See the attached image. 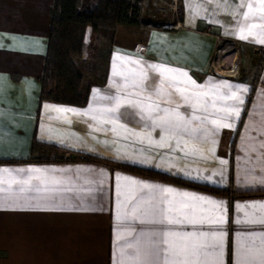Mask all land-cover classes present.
Returning <instances> with one entry per match:
<instances>
[{"label":"crops","instance_id":"1","mask_svg":"<svg viewBox=\"0 0 264 264\" xmlns=\"http://www.w3.org/2000/svg\"><path fill=\"white\" fill-rule=\"evenodd\" d=\"M53 1L0 0V169L10 170L0 172V180L32 175L31 183L40 189L21 193L12 185L13 192L0 194V264H120L121 249L131 253L133 249L125 245L146 246L147 234L154 230L220 232L222 264H235L237 249L259 245V234L264 233V224L248 222L264 215V209L248 207L264 204V60L256 49L264 47L259 42L264 34L257 28L253 30L256 35L246 30L243 34L248 38H240L242 28L260 23L251 16L244 18L248 8L240 5L248 0H172L175 18L171 24L117 25L106 81L90 88L82 106L41 98ZM145 2L141 1V11ZM252 2L256 12L259 5ZM215 35L241 42L243 75L239 80L206 73ZM153 64L176 70L168 75L177 79L166 80L159 95L161 76ZM141 72L146 74L142 90L130 86ZM181 72L187 76H180ZM189 78L199 87L182 83ZM225 83L231 87L218 91L212 87ZM176 87L187 89L189 96L207 92V111L193 110ZM232 92L238 99L219 98ZM117 95L122 100L142 101V105L122 103L117 112L106 111L115 106L106 97ZM149 96L150 101L144 99ZM148 104L158 107L149 112ZM223 108L233 110L226 119L219 111ZM175 112L184 117L187 130L163 121L164 117L174 121ZM213 120L231 127L217 128ZM34 141L39 145L33 148ZM53 150L68 155L54 157ZM79 155L86 158L79 159ZM121 165L226 192L210 193ZM32 168L45 171H17ZM37 176L48 182L42 184ZM124 177L221 202L213 218L222 214L224 223H141L133 217V204L139 203L140 212H145L155 202L150 197L158 198L160 192L140 191L139 185ZM133 195L136 199L130 200ZM164 195L169 200L183 199ZM187 203L197 204L199 216L208 215V204ZM173 207L192 211L180 203Z\"/></svg>","mask_w":264,"mask_h":264},{"label":"snow or ice","instance_id":"2","mask_svg":"<svg viewBox=\"0 0 264 264\" xmlns=\"http://www.w3.org/2000/svg\"><path fill=\"white\" fill-rule=\"evenodd\" d=\"M256 4L259 7L256 9V12H253L254 4L252 0H248L247 4H241V7L246 6L248 8V12H245L244 18L247 20L250 16L253 19H258L260 21L259 24H249L246 28L241 29V39H247L248 36L243 33L247 30L249 35H256L253 31L254 29L259 28L264 34V0H255ZM258 13V15H257ZM261 43H264V39H260ZM119 59V57H118ZM151 67L160 73L161 81L160 86L156 89V94L159 95L163 91V85L166 80H176L177 77L175 75L169 76L170 73H175L176 70L172 68L165 67L163 65L153 64ZM130 76H135L136 74L129 73ZM180 76H187V73L181 72ZM140 79H133L131 82V87L138 88L142 90L143 80L146 79V74L141 72L139 74ZM129 77H125L126 86H128ZM182 83L190 84L192 88L199 87L196 85V82L191 80L190 78L187 81H182ZM217 91L220 88H230L231 86L227 83L225 84H217L213 85ZM176 91L181 94L183 99L186 102H189V106L195 110L197 107L203 108L204 111H207V100L204 99L208 95L207 92H193L191 96L187 95V89L176 87ZM130 95H139V93H132ZM107 99H111L115 101V106L107 109L106 111L117 112L121 107L122 103H126L133 107H138L142 105V101H133L122 100V98L117 95L115 97H106ZM220 99H238L235 92H232L228 97H219ZM146 100H151V97H145ZM213 107H215V103L213 102ZM52 107V106H46ZM148 111L154 110L156 105L148 104ZM58 112H66V111H74L72 109H56ZM165 113H168V109L163 110ZM219 111L225 113L224 119L227 118L228 114H231L233 111L229 108H223ZM238 114V111H237ZM174 121H169L167 117L162 118L165 123H170L173 128L187 130L182 123L184 121V117L180 115V113L175 112ZM207 118L205 117V120ZM217 128L220 127H231V125L223 124L219 120L211 121ZM223 163V161H222ZM9 169H0V172L8 173ZM18 172H27V173H43L45 170L32 168V169H18ZM34 179L32 175H28L23 179L13 178L9 181L0 180V194L11 193L13 192L12 185L18 186V191L30 192L33 190L39 191V187L37 185H33L31 182ZM35 179L41 181V183H47V178L43 176H37ZM119 179V177H118ZM123 179L128 180L132 185H139L140 191L144 189L154 190L158 189L160 192L159 197H150L151 200L155 202L151 204L149 210L145 212H140L139 203L133 204L132 213L135 219H140L141 223H150V224H159V225H202L205 223L208 224H222L224 223L223 215H219L218 218H213L215 214L221 210L222 205L221 202H217L211 200L207 197L203 196H195L193 194L187 192H176L172 188H159V186L150 185L147 183L139 182L136 180H131L128 177H124ZM53 183L56 181L53 180ZM7 184V187H3L2 185ZM171 194L174 198L181 197L183 198L181 201L169 200L165 197L164 194ZM130 200L136 199L135 195L129 197ZM143 196L139 197V200H143ZM187 201L192 202H202L208 204L210 207L206 210L208 215L199 216L197 214L198 206L196 203L188 204ZM174 203H180L183 207H189L192 209L190 212H183L173 207ZM166 204V207H162L161 205ZM238 208L245 207L244 205H237ZM248 207L264 209V204L261 205H250ZM176 212L177 214H173ZM139 213V215H137ZM151 217L148 219L147 217ZM183 216V218H179ZM239 222V221H238ZM250 223L264 224V215H261L259 218L248 221ZM149 236L148 243L144 247L133 246L132 244L125 245L126 248H132L131 253H125L124 249H121L122 259L120 264H222L221 256L223 251V234L220 232L212 231H173V230H154L147 234ZM154 238V239H153ZM252 239V237H249ZM259 245L255 243L250 244L246 249H237L235 264H264V233L259 234ZM115 264V262H114Z\"/></svg>","mask_w":264,"mask_h":264},{"label":"trees","instance_id":"3","mask_svg":"<svg viewBox=\"0 0 264 264\" xmlns=\"http://www.w3.org/2000/svg\"><path fill=\"white\" fill-rule=\"evenodd\" d=\"M141 1L54 0L41 78V98L59 103L85 105L90 88L93 85H103L106 81L108 57L117 25L141 24ZM89 45L96 54L106 48L107 55L104 62L99 60L91 62L84 57V48ZM84 64H89L90 73L87 78L78 69V65ZM37 145L39 144L34 141L33 148ZM121 167L210 193L225 194L226 192L217 187L185 181L151 170L128 165Z\"/></svg>","mask_w":264,"mask_h":264},{"label":"built area","instance_id":"4","mask_svg":"<svg viewBox=\"0 0 264 264\" xmlns=\"http://www.w3.org/2000/svg\"><path fill=\"white\" fill-rule=\"evenodd\" d=\"M211 28H207L210 32ZM241 42L237 39L215 35L214 48L207 65L206 73L210 76L219 78H230L239 80L243 75L241 60ZM262 53V61L264 60V47L256 48ZM79 159H84L83 155H79Z\"/></svg>","mask_w":264,"mask_h":264},{"label":"rangeland","instance_id":"5","mask_svg":"<svg viewBox=\"0 0 264 264\" xmlns=\"http://www.w3.org/2000/svg\"><path fill=\"white\" fill-rule=\"evenodd\" d=\"M178 1V0H177ZM172 0H146L144 4L143 11H141L140 19L143 23L161 26L162 24H171L173 23V20L175 18V12L173 8H171ZM121 36V35H119ZM125 36H121L120 40H124ZM107 44V41H106ZM95 52L92 50L91 46H86L84 48V57H86L87 60H91V62L95 61H101L104 62L107 52L106 48L103 49L98 54H94ZM94 59V60H93ZM242 60V58H241ZM242 68H243V62H242ZM78 69L86 75V78L89 76L88 73H90L89 64L84 65H78ZM54 157H63L68 155V153L53 150ZM70 155V154H69ZM84 159L86 158L85 155ZM79 158V156H77ZM83 159V160H84Z\"/></svg>","mask_w":264,"mask_h":264}]
</instances>
